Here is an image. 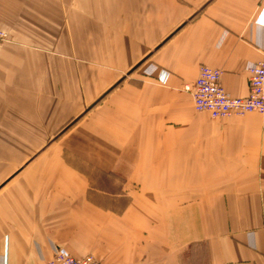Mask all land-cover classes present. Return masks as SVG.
Segmentation results:
<instances>
[{
    "label": "crops",
    "instance_id": "obj_1",
    "mask_svg": "<svg viewBox=\"0 0 264 264\" xmlns=\"http://www.w3.org/2000/svg\"><path fill=\"white\" fill-rule=\"evenodd\" d=\"M0 27V146L53 135L129 196L94 201L62 154L6 176L0 264L57 246L101 264H264V115L212 118L184 90L207 64L248 94L264 0H0Z\"/></svg>",
    "mask_w": 264,
    "mask_h": 264
},
{
    "label": "built area",
    "instance_id": "obj_2",
    "mask_svg": "<svg viewBox=\"0 0 264 264\" xmlns=\"http://www.w3.org/2000/svg\"><path fill=\"white\" fill-rule=\"evenodd\" d=\"M9 33L0 27V45L8 42ZM249 91L246 96H232L221 84L222 71L203 64L194 82L185 85L198 111L208 112L212 118L232 115L243 116L250 112L264 115V57L247 66ZM264 229V223H263ZM42 264H101L93 254L75 256L61 247L54 248L50 258Z\"/></svg>",
    "mask_w": 264,
    "mask_h": 264
},
{
    "label": "rangeland",
    "instance_id": "obj_3",
    "mask_svg": "<svg viewBox=\"0 0 264 264\" xmlns=\"http://www.w3.org/2000/svg\"><path fill=\"white\" fill-rule=\"evenodd\" d=\"M152 72L153 69H150V67H146L144 69L145 74H152ZM65 128L66 126L63 129ZM60 133H62V130L57 132L56 136ZM53 140H54L53 135L47 136L45 140L46 145L43 147L0 146V189L2 188L3 184L9 181L8 180L9 178L8 179L5 178L6 176H10V180H12L13 178H16L18 174L23 170H34V168L37 167L38 164H39L38 166L39 169L40 164H42L41 163L42 161H46L48 162V164L49 162H51L52 168L55 169V164L53 163L55 160L54 156L58 154H62L63 160H65V158L67 157L70 161H74L76 163L78 161L79 164L78 163L75 164L86 169L93 176L92 177L93 189H91V199H93L96 202H100L106 206L115 208L117 211H121V209H123L126 206V204L129 201V196L125 193H122L120 195L114 193V191H117L119 189V185L122 180L113 178V176L100 174L97 171L92 170L91 167H88L82 162H79V160L76 158V154L66 150L64 147L60 148V147L50 146L49 144L50 143L52 144ZM98 187L103 188L105 192L97 191L96 188ZM88 254H93V253H88ZM94 256L97 257L96 255Z\"/></svg>",
    "mask_w": 264,
    "mask_h": 264
}]
</instances>
